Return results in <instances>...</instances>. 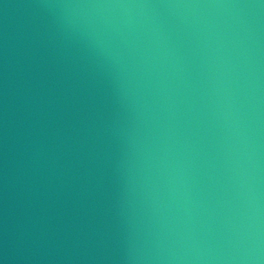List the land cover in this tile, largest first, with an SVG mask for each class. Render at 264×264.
I'll return each instance as SVG.
<instances>
[{
    "label": "water",
    "instance_id": "95a60500",
    "mask_svg": "<svg viewBox=\"0 0 264 264\" xmlns=\"http://www.w3.org/2000/svg\"><path fill=\"white\" fill-rule=\"evenodd\" d=\"M0 264H264V0H0Z\"/></svg>",
    "mask_w": 264,
    "mask_h": 264
}]
</instances>
